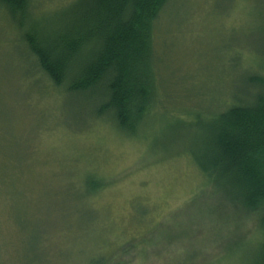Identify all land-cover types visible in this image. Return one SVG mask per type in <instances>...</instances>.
<instances>
[{
  "label": "rangeland",
  "instance_id": "1",
  "mask_svg": "<svg viewBox=\"0 0 264 264\" xmlns=\"http://www.w3.org/2000/svg\"><path fill=\"white\" fill-rule=\"evenodd\" d=\"M70 1L30 0L26 24L51 22ZM176 1L157 22L158 100L132 136L88 114L90 94L51 86L0 8V264H86L118 240L127 245L106 264L249 259L264 204L246 211L223 198L189 152L198 112L246 96L244 78L264 75V0ZM90 176L104 186L93 200L80 195Z\"/></svg>",
  "mask_w": 264,
  "mask_h": 264
},
{
  "label": "trees",
  "instance_id": "2",
  "mask_svg": "<svg viewBox=\"0 0 264 264\" xmlns=\"http://www.w3.org/2000/svg\"><path fill=\"white\" fill-rule=\"evenodd\" d=\"M176 2L71 0L54 10L58 13L51 22L41 19L29 26L30 0H0V8L22 31L28 55L51 86L90 94L95 100L87 113L108 116L118 130L132 136L158 100L157 22ZM242 85L246 96L233 97L207 116L198 112L200 138L189 156L212 190L254 211L264 204V75L249 73ZM103 188L101 177L90 176L80 195L93 200ZM259 236L244 264H264V216ZM126 245L118 240L96 247L86 264H106Z\"/></svg>",
  "mask_w": 264,
  "mask_h": 264
}]
</instances>
